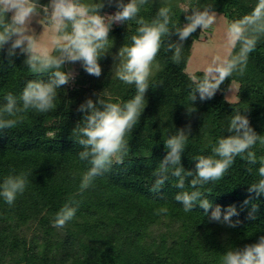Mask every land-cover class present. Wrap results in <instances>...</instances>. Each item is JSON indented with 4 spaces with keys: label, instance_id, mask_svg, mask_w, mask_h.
I'll list each match as a JSON object with an SVG mask.
<instances>
[{
    "label": "trees",
    "instance_id": "16d2710c",
    "mask_svg": "<svg viewBox=\"0 0 264 264\" xmlns=\"http://www.w3.org/2000/svg\"><path fill=\"white\" fill-rule=\"evenodd\" d=\"M49 1L37 0L41 5ZM102 2L101 15L119 10L116 0ZM256 2L149 0L140 15L150 21L159 7L171 6L173 20L182 26L192 13L191 8L183 12L185 3L201 10L210 6L232 21L249 13ZM136 27L134 21L113 23L109 33L113 45L98 61L102 69L99 77L89 75L79 62L80 78L58 90L56 109L43 114L29 112L15 129L0 132V183L8 175L30 173L25 192L11 207L0 198V264H220L229 248L243 249L264 236V194L257 197L248 192L250 184L261 178L259 163L249 165L237 157L220 181L203 185L200 190L211 203L207 214L199 205L185 213L174 198L178 192L194 190L189 186L193 177L186 178L185 189L175 187L176 178L170 177L160 192L150 190L156 179L153 173L168 151L164 141L177 130L189 135L181 164L194 174L193 158L212 155L218 139L230 135L227 128L236 110L248 109L244 114L250 126L264 136V37L249 54L244 75L234 73L211 99L201 101L197 93L191 113L187 107L191 106L188 98L193 84L185 68L193 42L199 38V27L183 42L180 64H174L172 53L162 47L153 64L146 106L126 137L128 155L122 164H113L110 171L98 176L93 186L79 192L82 174L90 167L79 159L83 148L73 134L83 116L79 106L88 99L96 102L101 94L115 103L135 96V86L116 78L115 69L118 50L131 43ZM171 39L179 42L178 36ZM7 48L0 49V106L8 92L19 96L26 82L36 78L24 64L26 56L19 49L9 56ZM62 70L68 72L66 63ZM193 75L202 77L203 71ZM233 81L238 83L237 100L228 101L225 92ZM253 150L257 157L264 156L259 142ZM70 198L76 202L75 218L63 228L54 227L55 214ZM216 206L221 207L222 217L228 206H234L238 214L231 220L239 223L230 227L212 221L211 211ZM161 207H166L167 213L156 215L155 210Z\"/></svg>",
    "mask_w": 264,
    "mask_h": 264
},
{
    "label": "clouds",
    "instance_id": "9594fccd",
    "mask_svg": "<svg viewBox=\"0 0 264 264\" xmlns=\"http://www.w3.org/2000/svg\"><path fill=\"white\" fill-rule=\"evenodd\" d=\"M148 2L130 0L124 3L123 0H116L119 10L113 15L104 16L100 14L104 6L102 0H50L47 5H41L37 0H0V49L8 45L9 56L19 49L26 56L24 64L36 77L26 82L19 96L12 92L4 96L6 102L0 106V132L15 129L27 119L29 112L43 114L56 109L58 90L74 79L73 73L62 70L66 62H81L89 75L99 77L102 69L98 61L113 45L109 37L112 24L134 21L137 25L136 34L130 37L131 43L124 44L118 50L119 64L115 69L116 78L135 86V96L124 103H115L104 99L101 94L96 102L88 99L79 106L78 111L83 116L73 129V134L76 143L83 148L79 159L90 165L82 174L80 193L93 186L95 179L110 171L113 164H122L128 155L126 137L138 124L146 106L145 94L150 87L153 64L161 48L171 52L172 62L178 65L183 58V42L198 27L202 32L209 29L215 31L217 14L210 6L203 10L185 7L183 12L191 8L192 13L186 16L187 22L181 26L179 21L173 20L171 6L159 7L155 17L146 20L140 13ZM36 17H41L38 23L43 26L39 35L30 27ZM45 32L51 37L50 46L40 42ZM174 35L179 37V42L171 39ZM261 37H264V0H257L249 13L226 22V54L216 56L203 70L202 77L190 76L193 87L188 98L191 104L187 107L189 113L195 111L192 102L197 100V93L201 101L211 99L221 84L234 73L244 75L249 54L255 51ZM237 47L238 51L234 52ZM44 76L48 77L47 81L42 79ZM247 111L236 110L227 128L230 135L218 139L212 147V155L193 158L196 161L195 174L185 170L181 164L189 135L183 129L170 135L164 141L167 154L153 173L156 179L150 190L160 192L170 177L176 178L175 187L185 189L186 178L193 177L189 186L194 190L178 192L174 198L182 204L185 213L199 205L207 214L211 203L200 188L209 182L220 181L235 159L240 157L249 165L259 163L258 175L261 178L250 184L248 192L255 193L257 197L264 194V156L257 157L253 150L258 142L264 146V136L258 135L250 126L244 114ZM251 170L248 169L249 172ZM29 175V172L22 171L8 175L0 183V198L8 206L11 207L17 197L25 192ZM207 194H211V189ZM245 203H249V200H245ZM75 204L70 198L69 203L60 208L52 221L54 227L63 228L75 218ZM167 211L166 207H161L155 210V214ZM237 214L234 206H228L222 217L221 207L216 206L211 211L210 219L235 227L239 221L234 223L231 217ZM220 264H264V236L243 249L229 248L222 255Z\"/></svg>",
    "mask_w": 264,
    "mask_h": 264
},
{
    "label": "rangeland",
    "instance_id": "374dc122",
    "mask_svg": "<svg viewBox=\"0 0 264 264\" xmlns=\"http://www.w3.org/2000/svg\"><path fill=\"white\" fill-rule=\"evenodd\" d=\"M50 2V1H49ZM183 8L187 7V4L183 3L181 5ZM217 22L214 25L215 31L212 29L205 30L202 32L199 27V38L193 42V49L190 55V58L186 65V72L189 75H193L196 71H203L207 66H209L213 59L216 56L223 57L226 54L224 48V30L226 27V22L228 19L221 13H217ZM112 14H106L104 16H109ZM41 17H36L31 22L30 27L34 30L36 35H39L43 31V26L38 23V20ZM51 37L48 32H45L44 35L40 38V42L50 46ZM68 66V72L73 73L74 79L70 80L73 83V80L79 79V62L70 63L66 62ZM81 81V80H80ZM231 86V87H230ZM228 90L225 92V98L228 101L237 100V87L238 83L236 81L231 82Z\"/></svg>",
    "mask_w": 264,
    "mask_h": 264
}]
</instances>
